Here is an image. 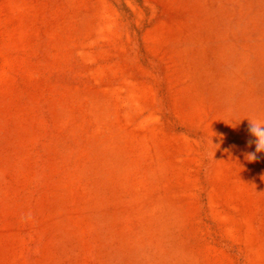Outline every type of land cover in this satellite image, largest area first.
I'll return each instance as SVG.
<instances>
[{"label":"rangeland","instance_id":"1","mask_svg":"<svg viewBox=\"0 0 264 264\" xmlns=\"http://www.w3.org/2000/svg\"><path fill=\"white\" fill-rule=\"evenodd\" d=\"M250 120L264 0H0V264H264Z\"/></svg>","mask_w":264,"mask_h":264},{"label":"clouds","instance_id":"2","mask_svg":"<svg viewBox=\"0 0 264 264\" xmlns=\"http://www.w3.org/2000/svg\"><path fill=\"white\" fill-rule=\"evenodd\" d=\"M251 121V120H250ZM250 133L255 137L256 151H264V121H251ZM254 154H250L248 159H255Z\"/></svg>","mask_w":264,"mask_h":264}]
</instances>
